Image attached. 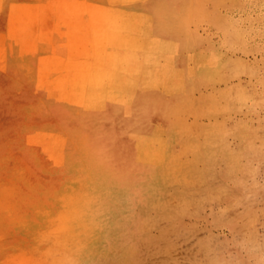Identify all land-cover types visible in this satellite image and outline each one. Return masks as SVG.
Masks as SVG:
<instances>
[{
	"label": "rangeland",
	"instance_id": "1",
	"mask_svg": "<svg viewBox=\"0 0 264 264\" xmlns=\"http://www.w3.org/2000/svg\"><path fill=\"white\" fill-rule=\"evenodd\" d=\"M52 1L17 10L9 32L17 42L13 52L20 58L44 55L39 63L46 64L45 70L50 62L62 66V55L51 54L52 36L66 40L75 62L86 52L88 41L87 31L83 40L79 32L80 38L76 37L78 0H69L75 5ZM221 2V10L237 20L245 38L231 32L225 43L223 31L211 17L199 25L220 54L195 67L205 76L215 74V86L203 83L200 91L193 89L183 131L166 144V150L183 152L188 141L196 145L195 133L204 127H217L224 140L215 141L209 158L187 151L177 166L168 169L170 173L138 174L129 187L106 188L99 194L97 224L105 238L96 237L92 264H264V1ZM206 4L211 6L210 1ZM61 5H67L65 12ZM7 38L0 29V260L5 264L8 256L28 261L24 259L30 234L26 210L39 188L59 176L72 154L69 129L56 121H42L52 111L51 90L55 92L57 84L44 85L43 79L39 84L24 61H5L10 52ZM40 39L46 43L43 47ZM12 68L21 71L12 73ZM175 85L176 75L168 74L160 90ZM47 91L52 98L48 101ZM215 121L218 124L213 126ZM191 164L198 166V172H185ZM38 212L33 210L34 216Z\"/></svg>",
	"mask_w": 264,
	"mask_h": 264
},
{
	"label": "bare ground",
	"instance_id": "2",
	"mask_svg": "<svg viewBox=\"0 0 264 264\" xmlns=\"http://www.w3.org/2000/svg\"><path fill=\"white\" fill-rule=\"evenodd\" d=\"M207 1L211 2L209 8ZM221 1L78 0L76 37L83 40L87 31L86 52L75 62L71 46L54 35L51 54L57 51L62 55V66H53L56 63L50 62L48 54L52 65L43 61L50 65L45 70L46 64L37 63L35 72L39 84L40 79L57 84L55 92L47 91L46 96L51 92L53 99L44 98L48 101L50 97L53 102L49 117L42 121H56L69 129L72 154L59 176L39 188L34 203L30 201L32 206L26 210L30 234L26 236L24 259L28 261L23 263L22 258L17 262L8 256L6 264H92L95 259L91 248L99 243L96 237L105 238L97 224L99 194L129 187L138 174L159 177L160 173H170L168 169L177 166L187 151L209 158L215 141L224 140L217 127H204L195 133L199 139L196 145L188 141L183 152L166 150V144L183 131L193 89L200 91L203 83L215 86V74L205 76L195 67L220 54V48L200 32L199 25L211 17L223 31L225 43L231 32L245 38L243 29L235 24L237 20L221 10ZM173 73L176 85L160 90L167 75ZM190 167L186 173L198 172L197 165ZM35 209L40 215L34 216ZM0 264L5 263L0 260Z\"/></svg>",
	"mask_w": 264,
	"mask_h": 264
},
{
	"label": "crops",
	"instance_id": "3",
	"mask_svg": "<svg viewBox=\"0 0 264 264\" xmlns=\"http://www.w3.org/2000/svg\"><path fill=\"white\" fill-rule=\"evenodd\" d=\"M44 1L46 0H2L0 1V29H2L4 34L8 36L7 45L9 47L8 51H10L6 55L5 61H8V62L24 61L25 65H29L30 68L32 67L35 72H36L37 63L41 62V58L44 55L27 54L26 56H23L21 58L18 57V55L15 52H13L14 51L13 46H16L17 42L14 40L13 36H10L9 32L11 31L12 22L14 20L13 18L17 10L19 11L22 8H25V6L43 3ZM10 6L13 8L12 11H11ZM56 37L58 38V40L60 39V36L57 35ZM44 45H46V43H44V41L40 39V46L43 47ZM11 70H12V73H16L18 71L15 68H12Z\"/></svg>",
	"mask_w": 264,
	"mask_h": 264
}]
</instances>
